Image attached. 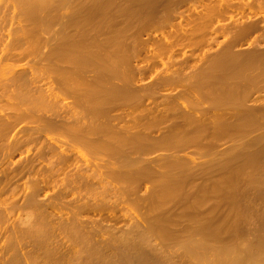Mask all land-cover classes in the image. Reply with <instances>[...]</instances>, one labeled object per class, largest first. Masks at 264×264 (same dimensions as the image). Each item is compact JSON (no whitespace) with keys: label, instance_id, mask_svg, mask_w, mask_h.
I'll list each match as a JSON object with an SVG mask.
<instances>
[{"label":"rangeland","instance_id":"374dc122","mask_svg":"<svg viewBox=\"0 0 264 264\" xmlns=\"http://www.w3.org/2000/svg\"><path fill=\"white\" fill-rule=\"evenodd\" d=\"M18 1L0 264H264V0Z\"/></svg>","mask_w":264,"mask_h":264},{"label":"bare ground","instance_id":"6f19581e","mask_svg":"<svg viewBox=\"0 0 264 264\" xmlns=\"http://www.w3.org/2000/svg\"><path fill=\"white\" fill-rule=\"evenodd\" d=\"M8 1H10V0H7L6 3H8ZM23 1H24V3H25L26 0H19V1H18V2H19V5H20V4H21V6H22V5H25V4L23 3ZM27 1H28V0H27ZM30 1H31V0H29L28 2L30 3ZM36 1H38V0H36ZM36 1H35V2H36ZM4 2H5V0H3V3H4ZM33 2H34V1H33ZM35 2H34V3H35ZM39 2H41V0L38 1V3H39ZM43 2H44V1H43ZM46 2H47V1H46ZM46 2H44V3H46ZM65 2H66V1H65ZM83 2H84V1H83ZM6 3H5V4H6ZM12 3H13V2H12ZM14 3H17V1L14 2ZM29 3H28V4H29ZM36 3H37V2H36ZM38 3H37V4H38ZM44 3H43V4H44ZM67 3H68V2H67ZM70 3H71V2H70ZM70 3H69V4H70ZM77 3H78V2H77ZM86 3H87V2H86ZM1 4H2V1H1ZM26 4H27V2H26ZM39 4H40V3H39ZM39 4H38V5H39ZM88 4H89V2H88ZM8 5H9V3H8ZM8 5H7V7L10 6V5H9V6H8ZM19 5H18V6H19ZM29 5L34 6V7H31V6H30L31 8H33V12H34V9H37L38 7H41V6H42V5H41V6H40V5H39V6L37 5V7H36L35 4L33 5V3H32V4H29ZM44 5H45V4H44ZM80 5H81V4H80ZM82 5H83V3H82ZM25 6H26V5H25ZM77 6H78V4H77ZM85 6H86V5H85ZM87 6H88V5H87ZM0 7H1V5H0ZM10 7H12V6H10ZM16 7H17V6H16ZM19 7H20V6H19ZM19 7H18V8H19ZM30 7H29V8H30ZM22 8H23V7H22ZM25 8H26V7H24L23 9H25ZM29 8H28V9H29ZM75 8H76V7H75ZM79 8H80V6H79ZM86 8H87V7H86ZM98 8H100V7H98ZM38 9H40V8H38ZM14 10H15V9H14ZM18 10H19V9H18ZM22 11H23V10H22ZM16 12H17V11H16ZM24 12H25V11H24ZM24 12H23V13H24ZM28 12H29V11H28ZM36 12H37V11H36ZM31 13H32V12H31ZM31 13H30V14H31ZM19 14H20V13H19ZM25 14H26V13H25ZM30 14H29V15H30ZM36 14H37V13H36ZM29 15H28V16H29ZM21 16H24V15H21ZM31 16H32V14H31ZM31 16H30V17H31ZM34 16H35V15L33 14V17H34ZM19 17H20V16H19ZM33 17H32V18H33ZM21 18H23V17H21ZM21 18H20V19H21ZM24 18H25V17H24ZM20 19H19V20H20ZM29 19H30V18H29ZM23 20H24V19H23ZM20 22H21V20H20ZM255 256H257V255H255ZM255 259H256V257H255Z\"/></svg>","mask_w":264,"mask_h":264}]
</instances>
